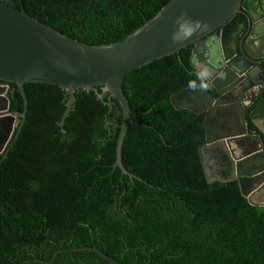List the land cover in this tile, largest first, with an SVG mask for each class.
Here are the masks:
<instances>
[{
    "label": "trees",
    "instance_id": "16d2710c",
    "mask_svg": "<svg viewBox=\"0 0 264 264\" xmlns=\"http://www.w3.org/2000/svg\"><path fill=\"white\" fill-rule=\"evenodd\" d=\"M172 0H10L72 39L95 46L126 39ZM192 47L126 75L132 118L114 170L123 124L114 107L78 90L26 84V123L0 155V264H264V207L236 180L209 182L201 147L204 115L179 109L194 79ZM11 112L24 99L9 84ZM101 93V88L98 89ZM211 96L214 90L207 88ZM5 155H7L5 157ZM227 174H223L226 178Z\"/></svg>",
    "mask_w": 264,
    "mask_h": 264
},
{
    "label": "water",
    "instance_id": "95a60500",
    "mask_svg": "<svg viewBox=\"0 0 264 264\" xmlns=\"http://www.w3.org/2000/svg\"><path fill=\"white\" fill-rule=\"evenodd\" d=\"M8 1L0 0V154L19 137L26 123V84H49L67 92L60 124L64 134L76 92L93 91L103 102L108 96L106 104L111 110L113 99L122 109L114 170L119 168L123 176L141 180L123 163L125 140L134 123L124 79L192 47L190 62L198 57L208 65L216 96L207 89L188 87L178 97L189 99L191 106L178 108L204 115L206 144L200 149L204 172L210 183L236 180L251 204L264 207V0H172L123 41L102 46L72 39ZM183 13L202 21L203 27L189 42L176 45L172 34ZM221 72L223 79L217 78ZM9 84L22 94V114L10 110ZM259 196L263 202L255 201ZM77 250H91L109 264H125L96 247Z\"/></svg>",
    "mask_w": 264,
    "mask_h": 264
},
{
    "label": "clouds",
    "instance_id": "9594fccd",
    "mask_svg": "<svg viewBox=\"0 0 264 264\" xmlns=\"http://www.w3.org/2000/svg\"><path fill=\"white\" fill-rule=\"evenodd\" d=\"M203 27V22L200 20L191 19L187 13H183L176 19V28L172 34V42L176 45H183L189 42ZM194 71L192 75L194 79L189 80L188 87L190 89L205 90L210 87L211 77L213 72L208 65L199 60L198 57H194L191 61ZM219 79L224 78V74L221 72L218 74Z\"/></svg>",
    "mask_w": 264,
    "mask_h": 264
},
{
    "label": "flooded vegetation",
    "instance_id": "af4514ba",
    "mask_svg": "<svg viewBox=\"0 0 264 264\" xmlns=\"http://www.w3.org/2000/svg\"><path fill=\"white\" fill-rule=\"evenodd\" d=\"M10 1V0H9ZM8 1V2H9ZM175 101H176V104H177V106L178 107H184V108H186V107H189V106H191V102H190V100L189 99H186V100H184V99H179V97L177 96L176 97V99H175ZM9 143V142H8ZM0 155H2V154H0ZM214 165H215V163H213ZM212 164V165H213Z\"/></svg>",
    "mask_w": 264,
    "mask_h": 264
},
{
    "label": "crops",
    "instance_id": "0c3cea01",
    "mask_svg": "<svg viewBox=\"0 0 264 264\" xmlns=\"http://www.w3.org/2000/svg\"><path fill=\"white\" fill-rule=\"evenodd\" d=\"M214 163V162H213ZM214 165V164H213ZM224 174H226V173H224ZM255 201L256 202H263V200H262V198L259 196V197H256L255 198Z\"/></svg>",
    "mask_w": 264,
    "mask_h": 264
}]
</instances>
